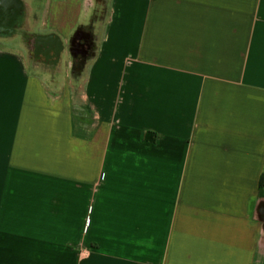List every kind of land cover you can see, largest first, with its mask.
I'll return each mask as SVG.
<instances>
[{"label":"crops","instance_id":"1","mask_svg":"<svg viewBox=\"0 0 264 264\" xmlns=\"http://www.w3.org/2000/svg\"><path fill=\"white\" fill-rule=\"evenodd\" d=\"M33 19L51 73L0 46V264H264V0ZM76 32L95 46L60 80Z\"/></svg>","mask_w":264,"mask_h":264},{"label":"rangeland","instance_id":"2","mask_svg":"<svg viewBox=\"0 0 264 264\" xmlns=\"http://www.w3.org/2000/svg\"><path fill=\"white\" fill-rule=\"evenodd\" d=\"M21 8L17 9L15 12L14 26L11 32L0 31V46L6 48H18L24 52V58L27 65L34 71L41 72V75L47 76L48 73H51L50 66L51 64L46 62L44 55H38L35 53L32 38H34V32H40L43 30L41 27H38L37 22L33 19V12L35 7L38 5L41 0H20ZM3 8L0 7V12H3ZM94 44L91 47L92 53ZM88 54V55H89ZM77 56L72 55V70L77 65L78 61L75 59ZM71 60L70 52V43L69 40L65 42L64 51L61 54L60 61L56 70V75L62 80L65 72L69 69V61ZM76 73V72H75ZM72 74L74 78L77 76ZM78 74V73H76ZM75 130H80L75 127Z\"/></svg>","mask_w":264,"mask_h":264},{"label":"flooded vegetation","instance_id":"3","mask_svg":"<svg viewBox=\"0 0 264 264\" xmlns=\"http://www.w3.org/2000/svg\"><path fill=\"white\" fill-rule=\"evenodd\" d=\"M17 1L16 0H0V7H9L12 9H19L16 5ZM21 7V6H20ZM14 17L10 20H0V31H4V32H11L14 28V26L16 25V23H14ZM82 38L80 40V42L84 43V49H86V53L85 55H88L91 52V47L93 45L92 40H91V36L90 35H86L83 33L79 34ZM54 49L55 51H57L58 49V45L55 39H47V41H45V43L43 45H39L37 42L35 43V53L38 55H44L46 58L50 57L49 54V47ZM44 47H47L46 49H44ZM79 49H83L81 47H79Z\"/></svg>","mask_w":264,"mask_h":264},{"label":"water","instance_id":"4","mask_svg":"<svg viewBox=\"0 0 264 264\" xmlns=\"http://www.w3.org/2000/svg\"><path fill=\"white\" fill-rule=\"evenodd\" d=\"M17 3V7L18 8H21V1L20 0H16ZM3 8V7H1ZM9 9H12V8H9V7H4L3 10L6 11V10H9ZM13 10V9H12ZM13 16L15 15V12H16V9L13 10ZM80 33L79 32H76L72 41H71V53L73 56H78V55H85L86 53V49H84V43L80 42L81 40V36L79 35ZM45 41L47 40H38L37 43L41 46L45 43ZM79 47L83 48V49H79Z\"/></svg>","mask_w":264,"mask_h":264},{"label":"trees","instance_id":"5","mask_svg":"<svg viewBox=\"0 0 264 264\" xmlns=\"http://www.w3.org/2000/svg\"><path fill=\"white\" fill-rule=\"evenodd\" d=\"M91 56V54L89 55H81V56H77L75 57V59L78 61L77 65L73 68L72 70V74H74L75 72L78 73L75 75L79 76V74L81 73V70L86 62V60Z\"/></svg>","mask_w":264,"mask_h":264},{"label":"bare ground","instance_id":"6","mask_svg":"<svg viewBox=\"0 0 264 264\" xmlns=\"http://www.w3.org/2000/svg\"><path fill=\"white\" fill-rule=\"evenodd\" d=\"M14 10V9H13ZM13 10L9 9L6 11H3L4 13L0 12V20H10L13 18Z\"/></svg>","mask_w":264,"mask_h":264},{"label":"built area","instance_id":"7","mask_svg":"<svg viewBox=\"0 0 264 264\" xmlns=\"http://www.w3.org/2000/svg\"><path fill=\"white\" fill-rule=\"evenodd\" d=\"M78 56H81V55H78Z\"/></svg>","mask_w":264,"mask_h":264}]
</instances>
